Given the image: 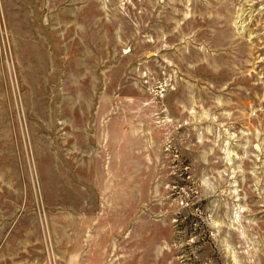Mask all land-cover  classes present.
Instances as JSON below:
<instances>
[{
	"label": "rangeland",
	"instance_id": "obj_1",
	"mask_svg": "<svg viewBox=\"0 0 264 264\" xmlns=\"http://www.w3.org/2000/svg\"><path fill=\"white\" fill-rule=\"evenodd\" d=\"M67 252L264 264V0H0V264Z\"/></svg>",
	"mask_w": 264,
	"mask_h": 264
},
{
	"label": "crops",
	"instance_id": "obj_2",
	"mask_svg": "<svg viewBox=\"0 0 264 264\" xmlns=\"http://www.w3.org/2000/svg\"><path fill=\"white\" fill-rule=\"evenodd\" d=\"M47 223L48 224H46V235L49 239V245L51 246L52 250L53 248L57 250H66V249L72 248L73 243H71V241L69 242L66 240L61 243H58L56 235L53 233V231L50 230L49 221ZM64 231L65 233H69V232H66L65 229ZM81 258L82 257L80 253L71 255L69 252H67L65 259H62L60 261L59 257H56V258L54 257V259L52 258L50 261H47L46 264H84L85 262H82Z\"/></svg>",
	"mask_w": 264,
	"mask_h": 264
}]
</instances>
